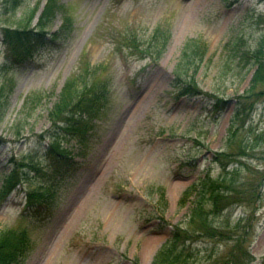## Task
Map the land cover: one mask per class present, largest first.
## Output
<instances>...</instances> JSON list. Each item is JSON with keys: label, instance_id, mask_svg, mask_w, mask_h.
Masks as SVG:
<instances>
[{"label": "rangeland", "instance_id": "374dc122", "mask_svg": "<svg viewBox=\"0 0 264 264\" xmlns=\"http://www.w3.org/2000/svg\"><path fill=\"white\" fill-rule=\"evenodd\" d=\"M57 1L68 8V30L30 43L24 58H32H14L0 34V85L13 82L0 120V232L28 233L31 245L17 264H151L173 225L185 223L198 179L220 174L214 152L238 154L239 140L246 142V155L231 157L248 165L239 170L240 180L257 185L264 178V80L257 95L248 92L264 39V0ZM46 2L23 0L14 17L37 7L34 26ZM62 21L58 12L50 31ZM157 28L169 34L158 59L123 44L135 36L132 47L146 46L143 39ZM190 39L206 46L195 79L207 94H181L173 82ZM84 69L90 82H105L109 94L96 114L83 116L84 142L68 140L66 158L41 155L44 185L55 193L43 195L46 205L39 206L27 186L11 191L5 185L10 158L43 154L49 111L68 78ZM29 97L30 111L23 107ZM231 128L237 129L234 140ZM42 180L35 175L32 186ZM261 190L255 208L227 210L230 223L250 215L243 222L253 226L245 242L254 256L250 264L264 257V180ZM190 244L194 259L206 258L214 246L216 253L224 249L200 237Z\"/></svg>", "mask_w": 264, "mask_h": 264}, {"label": "trees", "instance_id": "16d2710c", "mask_svg": "<svg viewBox=\"0 0 264 264\" xmlns=\"http://www.w3.org/2000/svg\"><path fill=\"white\" fill-rule=\"evenodd\" d=\"M22 3L23 0H2L1 6L3 9L0 10L3 23L2 31H0L1 37L8 49H12L11 55L18 59L26 56L25 53H28L30 43H44L46 36L50 33L56 39L60 37V32H66L70 22L66 5L59 3L57 0H47L36 24L32 26L31 22L37 7L28 9V12L20 14L18 18L14 17L15 10ZM58 12H61L63 16L62 25L58 30L52 32L50 31L51 22ZM160 30V28H157L150 37L143 39L148 41L146 46L144 44H134V47H132V44L136 42L135 36L127 38L123 44L133 52L139 51L137 53L141 55L158 59L166 46L169 35ZM52 39L55 40V38ZM201 50L205 52L206 46L193 39L186 41L180 50L173 71V82L179 87L181 94L190 96L207 94L199 88L195 79L196 70L204 54ZM8 57L7 61L10 62V51ZM30 57L32 58V55L26 58ZM253 61L256 68L248 89L250 96L259 93L255 92V87L264 80V39L257 47ZM12 84V80H6L0 85V120L4 116L9 88L12 87ZM104 84L105 82L101 84L90 82L89 73L85 69L74 73L73 77L68 78L59 93L57 101L49 111L50 125L40 136V140H47L43 154H39L38 151L34 150L28 151L20 159L11 156L10 161L13 162V166L5 176V185L8 186V189L17 184L22 185L23 188L27 186L29 198L33 197L35 199H41L44 197L43 195L53 194L52 188L44 185L47 179L44 177L46 172L40 165L39 159L44 154L49 157H67L70 152L66 145L68 140L75 138L79 142L85 141L83 116L96 114L97 104L104 105V100L109 94L103 87ZM30 98H27L23 103V107L28 111L31 110L29 105L34 100ZM37 103H34V105ZM245 106L242 107L247 108L246 104ZM238 111L234 112L235 117H233L231 124H233L234 118L241 114ZM15 125V133L20 134V126L18 123H15ZM236 133L237 129L231 128V139H235ZM262 134L260 133L259 136ZM256 139L254 140L256 141ZM246 141L249 143V140ZM239 142L237 145L238 154H236L237 152H214L213 160L219 163L221 167L220 174L216 178H212L207 173L204 177L198 179V182H196L197 190L185 223L173 225L171 234L158 249L151 264H250L254 260V256L245 244L247 237L253 231V226H245V223H243L250 218V215L244 214L236 218L234 223H230L231 213L228 214L227 212L229 208L241 204H253L254 207V204L262 199L261 185L264 178H260V181L256 183L257 185L247 182L246 179L240 180L239 170L247 168L248 165L239 159L246 155V142L243 143L242 140H239ZM232 156L239 158L234 160L231 158ZM35 175L42 177L43 180L36 186H32ZM188 197L185 196L183 204ZM198 237L212 242L213 240L220 241L224 245V253L223 250L219 252V249L216 253L214 246L206 258L194 259L195 255L191 252L193 247L190 243H193ZM30 245L29 235L24 229L1 231L0 264H17L18 259L24 255ZM259 264H264V257Z\"/></svg>", "mask_w": 264, "mask_h": 264}]
</instances>
